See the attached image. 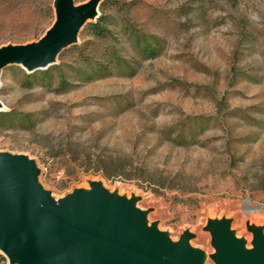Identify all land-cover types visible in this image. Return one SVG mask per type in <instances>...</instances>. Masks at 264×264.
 <instances>
[{"label": "rangeland", "instance_id": "1", "mask_svg": "<svg viewBox=\"0 0 264 264\" xmlns=\"http://www.w3.org/2000/svg\"><path fill=\"white\" fill-rule=\"evenodd\" d=\"M53 3L0 0V48L38 42ZM102 15L114 40L84 26L55 65L1 71L0 112L14 116L0 153L32 161L54 204L96 184L133 203L148 232L187 234L203 264H217L213 230L264 245V0H102L88 23ZM119 27L157 39L159 55L141 58ZM105 48L135 73L84 82L82 58Z\"/></svg>", "mask_w": 264, "mask_h": 264}, {"label": "water", "instance_id": "2", "mask_svg": "<svg viewBox=\"0 0 264 264\" xmlns=\"http://www.w3.org/2000/svg\"><path fill=\"white\" fill-rule=\"evenodd\" d=\"M101 1L76 7L72 0H53L56 19L38 42L0 48V75L11 65L29 72L55 65L81 28L99 17ZM38 174L28 158L0 153V251L10 264H203V253L187 247V234L172 244L154 228L148 232L133 203L96 184L54 204ZM213 245L217 264H264L258 239L246 252L221 228L213 230Z\"/></svg>", "mask_w": 264, "mask_h": 264}, {"label": "trees", "instance_id": "3", "mask_svg": "<svg viewBox=\"0 0 264 264\" xmlns=\"http://www.w3.org/2000/svg\"><path fill=\"white\" fill-rule=\"evenodd\" d=\"M111 18L112 16L102 15L95 23H88L86 26L89 35L98 39L99 42L114 40L113 33L109 30V27L111 25H114L115 27L117 26L111 22ZM122 32L130 41H132V45L135 47L137 54L141 58L149 59L159 55L161 50L158 46L157 39L153 38L149 41L146 37L135 31L128 29L124 30L122 27L117 28V34ZM72 48L78 49L75 44H73ZM96 56L97 57H91L90 55H86V58H82L83 66L78 70V76L86 83L109 77L113 75V71L118 68L125 70V73L121 74L133 76L135 73V70L130 66V63L121 58V56L113 49L105 48L102 52L98 51ZM49 72L50 70H45L43 74L48 76ZM63 80L64 79H62V81ZM13 116V112H0V125L6 126L7 124H11Z\"/></svg>", "mask_w": 264, "mask_h": 264}]
</instances>
